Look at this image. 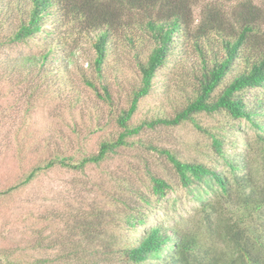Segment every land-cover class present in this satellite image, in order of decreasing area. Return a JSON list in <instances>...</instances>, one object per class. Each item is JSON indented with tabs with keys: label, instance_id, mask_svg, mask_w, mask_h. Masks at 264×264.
Here are the masks:
<instances>
[{
	"label": "trees",
	"instance_id": "1",
	"mask_svg": "<svg viewBox=\"0 0 264 264\" xmlns=\"http://www.w3.org/2000/svg\"><path fill=\"white\" fill-rule=\"evenodd\" d=\"M67 34H74L70 43ZM78 37L86 38L93 51L90 74L81 73L82 82L111 108L113 97L104 69L116 41L128 49L139 73L126 106L114 116L120 131L115 138L102 140L96 153L78 158L56 153L32 162L19 183L0 190V201L41 172L100 164L130 145L129 138L145 126L188 122L208 137L205 146L212 155L195 161L168 149L157 150L170 161L176 185L196 203L194 211L203 229L224 241L221 252L217 241L211 240L213 248L206 246L194 230L164 224L155 216L175 188L148 169V194L133 187L127 196L112 195L105 206L97 205L80 217L81 233L89 238L103 233V244L95 251L103 264H264V0H0V84H9V91L14 76L39 79L19 89V99L33 102L44 78L51 81L46 94L74 108L80 98L75 96L71 103L64 72L66 63L76 59ZM178 40L188 41L195 55L190 80L182 87L191 90L183 95L185 104L171 116L131 123ZM145 43L149 49L143 57L140 49ZM18 48L27 52L10 53ZM201 113L224 117L217 131L201 125L197 118ZM28 118L22 123L27 124ZM240 121L250 123L256 134L253 141L242 135ZM24 151L16 159L22 160ZM110 226L111 232H106L104 228ZM54 238L46 233L41 241L48 240L43 247L53 249L59 258L62 247ZM0 255L8 264H53L54 260L30 259L18 249Z\"/></svg>",
	"mask_w": 264,
	"mask_h": 264
},
{
	"label": "rangeland",
	"instance_id": "2",
	"mask_svg": "<svg viewBox=\"0 0 264 264\" xmlns=\"http://www.w3.org/2000/svg\"><path fill=\"white\" fill-rule=\"evenodd\" d=\"M194 11L197 13L198 8ZM72 36L74 34H67V42H71ZM78 42L76 59L66 63L64 72L70 82L68 87L71 90H66L71 103L75 96L80 98L74 108L58 98H50L46 89L51 81L46 83L44 78V84L33 102L19 99V89L22 85L29 88L28 83L33 86L39 79H26L30 75L25 74L14 76L9 91V84H0V190L19 183L27 167L40 158L49 159L56 153L76 158L85 153H96L102 140L115 138L120 131L114 116L126 106L129 92L140 77L130 53L118 40L106 63L104 74L111 87L114 104L111 108L83 84L81 73L90 74L93 51L86 38L78 37ZM143 47L140 50L145 57L148 43ZM67 49L72 48L68 46ZM16 50L27 52L18 48L10 53ZM194 62L192 45L178 40L169 63L156 74L150 94L139 103L131 123L136 125L161 116H171L180 109L186 102L184 93L191 91L187 87L182 90V87L190 80V66ZM57 69H54L55 73ZM58 72L60 76L63 74L62 69ZM35 77H39L38 74ZM24 117H29L27 124L22 123ZM197 118L203 127L217 131L224 117L201 113ZM237 125L242 135L253 141L256 134L250 123L240 121ZM129 139L132 142L130 145L120 147L118 153L110 155L100 164H89L82 170L55 167L9 192L0 201V252L10 253L18 249L30 259L52 257L53 264H103L95 253L103 244V233L92 238L84 236L80 231V217L92 212L97 205L105 206L112 195L119 193L127 196L133 187L148 194V169L167 179L175 188L160 208L157 207L155 216L164 224L170 222L194 230L206 246L213 248L212 241H217L215 244L220 253L224 241L203 229L200 215L194 211L196 203L176 185L170 161L158 151L168 149L184 160L207 159L212 155L211 149L205 146L208 137L186 122L177 126H145ZM21 149L25 151L22 160H18L15 155ZM161 215L164 218H160ZM104 229L111 232L112 227ZM46 233H51V237L61 244L59 258L54 257L53 249L43 247L50 243L48 240L41 241ZM94 233L96 231L92 230L91 234ZM69 253L72 254L68 256ZM0 263L8 264L3 255H0Z\"/></svg>",
	"mask_w": 264,
	"mask_h": 264
}]
</instances>
